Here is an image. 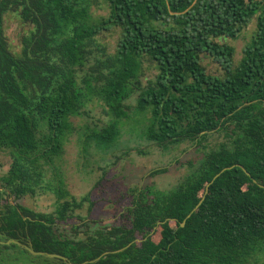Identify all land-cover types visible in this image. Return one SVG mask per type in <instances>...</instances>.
<instances>
[{
	"label": "trees",
	"instance_id": "1",
	"mask_svg": "<svg viewBox=\"0 0 264 264\" xmlns=\"http://www.w3.org/2000/svg\"><path fill=\"white\" fill-rule=\"evenodd\" d=\"M259 6L253 0H0V150L11 156L0 179V241L27 242L69 263L13 243L0 244V251L21 249L53 264H243L258 250L264 244V17H255L237 64L226 39H236ZM8 15L22 27L17 50L3 31ZM106 33L115 35L112 49L101 41ZM204 63L220 73H209ZM146 64L155 70L150 78ZM93 98L112 119L87 132L86 143L116 147L134 98L146 141L162 153L182 143L196 152L177 184L132 190L117 223L105 227L93 226L91 207L85 217L74 214L89 200L73 199L54 166L72 119L84 116ZM215 135L224 141L208 144ZM45 190L55 197L54 213L2 202Z\"/></svg>",
	"mask_w": 264,
	"mask_h": 264
},
{
	"label": "rangeland",
	"instance_id": "2",
	"mask_svg": "<svg viewBox=\"0 0 264 264\" xmlns=\"http://www.w3.org/2000/svg\"><path fill=\"white\" fill-rule=\"evenodd\" d=\"M260 2L254 18L246 22L236 39H226V42L235 49L234 64L241 58L242 50L250 43L256 30L255 17H264V0ZM99 13L105 14L102 10ZM3 31L10 44L17 50L19 36L22 27L19 21L12 15H8L3 21ZM102 42L112 49L115 35L104 34ZM209 73H220L219 68L211 63H204ZM146 78L154 73V67L146 64L144 67ZM144 82V81H143ZM145 83V82H144ZM129 119L121 124L122 136L116 147L108 151L101 150L89 141H84V135L92 130L105 127L112 119L99 99L93 98L87 102L86 114L72 119V130L69 133L63 151L59 159L54 163L63 180L65 191L77 202L84 200L80 209L74 214L85 217L87 209L91 207L90 219L95 222V227H105L117 223V217L122 207L130 205L129 194L132 190L144 185H153L160 190L172 188L188 172L189 161L196 159V152L189 143H182L170 152L162 153L154 145L145 140L142 133L144 122L139 115L134 114L136 105L134 98L128 101ZM221 135H215L209 139L208 144L222 142ZM11 162L8 150H0V179L6 175ZM166 168L167 171L150 177L152 171ZM43 194L34 196L25 195L17 200L13 196L4 197L11 204H18L31 209L35 213H54L55 197L52 192L45 190ZM91 203V204H89ZM76 217L71 219L75 221ZM68 223H71L70 220ZM69 226H66V230ZM65 230V231H66ZM22 245L28 246L27 242ZM0 258L3 264H53L41 258L33 257L21 249L1 250ZM243 264H264V244L251 256L242 261Z\"/></svg>",
	"mask_w": 264,
	"mask_h": 264
},
{
	"label": "water",
	"instance_id": "3",
	"mask_svg": "<svg viewBox=\"0 0 264 264\" xmlns=\"http://www.w3.org/2000/svg\"><path fill=\"white\" fill-rule=\"evenodd\" d=\"M225 169H227V168H225ZM225 169H222L221 172L224 171ZM245 173L248 175L247 172H245ZM217 176H218V174H216L213 177V179L216 178ZM199 203L196 205V207L199 205ZM180 225L182 226L183 223H181ZM9 243H13V244H15V245H17V246H19L21 248H24L25 250H27L32 255L44 256V257H47V258H54V259H63L64 261H66L67 263H69L68 260H66L65 258L61 257L60 255L53 254V253H47V252H41V251H34L31 247L22 245L20 242H18L17 240H14V239H10V240H7L5 242L0 241V244H9Z\"/></svg>",
	"mask_w": 264,
	"mask_h": 264
}]
</instances>
